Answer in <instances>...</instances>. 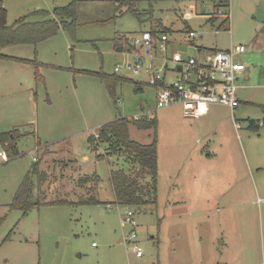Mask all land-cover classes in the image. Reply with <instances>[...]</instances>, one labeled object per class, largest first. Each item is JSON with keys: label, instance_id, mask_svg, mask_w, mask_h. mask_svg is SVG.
Segmentation results:
<instances>
[{"label": "rangeland", "instance_id": "374dc122", "mask_svg": "<svg viewBox=\"0 0 264 264\" xmlns=\"http://www.w3.org/2000/svg\"><path fill=\"white\" fill-rule=\"evenodd\" d=\"M70 1L1 0L9 25L26 15L40 19L37 11L51 13ZM114 1L77 0L73 35L60 29L36 45L1 49L38 66L0 59V133L17 130L21 136L16 154L0 157V264H264V204L257 201L264 199V0H227L226 17L215 21L197 11L199 1L212 0H139V20L131 13L114 17ZM163 27L171 39L193 29L199 34L195 43L208 48L245 46L236 56L247 74L233 113L219 105L211 118H190L181 105L156 108V87L148 84L146 69L166 65L170 83L181 72L163 59L159 39L150 54L146 46L134 50L130 39ZM123 35L127 44L115 50L114 38ZM176 50L196 56L191 47ZM135 54L143 61L136 73L115 71L134 66ZM87 71L129 80L117 83L112 97ZM117 118L156 121L149 128L128 125L130 139L157 140L156 201L132 207L140 257L123 243L130 231L120 226L127 206L114 202L109 180L111 170L132 168L129 156L122 149L97 160L89 148V136ZM105 147L99 145L98 152L106 153ZM93 172L99 182L92 194L100 203H46L25 214L11 206L26 176L33 194H43L45 201H77L88 196L77 179ZM142 182L150 183L151 176Z\"/></svg>", "mask_w": 264, "mask_h": 264}, {"label": "trees", "instance_id": "16d2710c", "mask_svg": "<svg viewBox=\"0 0 264 264\" xmlns=\"http://www.w3.org/2000/svg\"><path fill=\"white\" fill-rule=\"evenodd\" d=\"M70 1L67 5L56 6L52 12L37 11L40 19L30 20L29 16H23L15 20L12 24L6 22V9L0 4V59H13L22 63H32L38 66L36 60L9 56L1 52V49L12 44H33L36 45L58 33L60 29L66 30L71 35L74 34L76 22V2ZM139 0H115L114 17L125 13L135 15L138 20L141 19V13L137 10ZM214 0L213 2H215ZM214 3V8L227 7V0H218ZM36 12V13H37ZM155 34V31H152ZM153 35V34H152ZM154 36V35H153ZM113 48L122 51L127 44L126 36H116L114 38ZM135 50V47L132 46ZM97 76L105 85L110 96L114 97V89L117 83L127 81L128 78L116 74H106L99 71H87ZM37 73V71H36ZM133 123L139 128L155 127L156 121L153 119H127L117 118L109 121L98 128L96 134L89 136V148L94 152L95 159H102L108 154H118L122 151L127 153L132 163L129 171L123 169L111 170L109 180L114 192V202L123 206H137L149 201H156V175H157V140L156 137L149 144H140L128 135V125ZM249 126H256L255 122L250 121ZM18 131L0 133V145L8 157L15 155L16 142L19 137ZM106 143V153L98 152L99 145ZM136 166L138 168L136 169ZM37 170V167L35 168ZM145 174L151 176V182L143 183ZM43 181L42 175H38L37 183ZM99 182V176L96 173L86 174L77 179V184L82 189L87 190L88 196H82L77 201L67 200L66 198L45 201L43 194L40 196L34 193V184L26 176L21 182L15 198L11 204L14 208H20L24 214L32 206L40 204H85L100 203L101 201L92 194Z\"/></svg>", "mask_w": 264, "mask_h": 264}, {"label": "built area", "instance_id": "2783aa9c", "mask_svg": "<svg viewBox=\"0 0 264 264\" xmlns=\"http://www.w3.org/2000/svg\"><path fill=\"white\" fill-rule=\"evenodd\" d=\"M218 16H224L220 8H215ZM226 17V16H225ZM190 40L198 38L197 32L191 30L187 32ZM159 39V49L167 52L168 34L161 33L160 37H154L150 31L146 30L138 38L131 39L132 46H146V53L150 54L151 47ZM136 50V49H135ZM246 51L244 45L235 44L226 50H213L206 52L202 56L181 57L177 53L164 56L175 63V69L181 72V78L173 82L165 80L166 65L161 68H153L150 65L146 71L150 74L149 83L156 87V108H165L173 105H181L187 117L200 118L208 113L210 105H222L228 107L231 113L238 106L237 97L238 80L245 70V65L236 60V56ZM135 65L130 64L124 67L116 66L115 71L121 68L132 70L134 73L143 65L142 59L135 54ZM181 66L178 69V66ZM236 130L240 129L239 122L233 120ZM0 157L7 160L8 155L5 151L0 152ZM35 159V158H34ZM259 203L264 204V199L258 198ZM122 228L129 227L130 231L123 236V243L130 244V251L135 256L142 255L141 247L136 240L137 221L131 206H127L124 216L120 219Z\"/></svg>", "mask_w": 264, "mask_h": 264}, {"label": "crops", "instance_id": "0c3cea01", "mask_svg": "<svg viewBox=\"0 0 264 264\" xmlns=\"http://www.w3.org/2000/svg\"><path fill=\"white\" fill-rule=\"evenodd\" d=\"M214 0H212V3H211V1H210V4L209 5H205V4H203L201 1H199V3L197 4V11H199V12H203L204 14H206V15H208V18H209V21H215V20H217V18L218 17H220V16H215V15H212L213 14V11L214 10H216L215 8H214V3H217L216 1H218V0H216L215 2H213ZM0 4L2 5V2H1V0H0ZM3 6V5H2ZM229 6V2L227 1V7ZM4 7V6H3ZM56 7V6H55ZM226 7V8H227ZM5 8V7H4ZM218 8H221V10H222V8L223 7H218ZM225 8V7H224ZM6 9V8H5ZM223 16V15H222ZM223 17H225V15L223 16ZM219 25H223V20L221 21V23L219 24ZM147 30V29H146ZM146 30H144V31H146ZM191 30H193V29H190L189 28V30L188 31H191ZM148 31H150L151 32V34H153L154 35V37H157L158 36V33L159 32H161V33H166V34H168V41H167V44H168V49H167V52H166V56H168V52H172V53H177V54H179L181 57H185V56H183L182 55V52H180V51H177L176 50V48L178 47H182V46H187V47H191V48H193L194 49V51H195V53H196V57H199V56H202L203 54H205L206 52H209V51H213V50H219V49H217V48H208V47H204L203 45H200V44H196L195 43V39L194 40H190V39H188V37H187V33L185 32V37L184 38H181V36H179L178 38H173V39H171V36H170V34H171V32H170V30L167 28V27H163L162 29H151V30H148ZM152 31H155V34L152 32ZM187 31V32H188ZM194 31V30H193ZM218 31V30H217ZM143 32V31H142ZM141 32V33H142ZM196 32V31H195ZM160 33V34H161ZM198 34V33H197ZM198 36H199V34H198ZM132 39V38H131ZM131 39H130V41H131ZM232 45H235V44H230V46H232ZM229 46V47H230ZM229 47H227V48H221L220 50H226V49H228ZM245 69H246V66H245ZM246 72V70H244L243 72H242V75H241V77L239 78V80H238V88H241V87H244V85L243 84H239V82H240V80H243V79H245V74H247V73H245ZM245 76V77H244ZM239 100V99H238ZM215 106H219V105H210L209 106V110H208V113L205 115V116H203L204 118H211L213 115H214V112H213V108L215 107ZM220 106H222V105H220ZM222 107H225V106H222ZM232 113H233V111H232ZM232 115V114H231ZM43 146H41L40 147V149L42 148ZM38 164V163H37Z\"/></svg>", "mask_w": 264, "mask_h": 264}, {"label": "water", "instance_id": "95a60500", "mask_svg": "<svg viewBox=\"0 0 264 264\" xmlns=\"http://www.w3.org/2000/svg\"><path fill=\"white\" fill-rule=\"evenodd\" d=\"M180 68H181V66L179 65V66H178V69H180ZM35 165H36V163L34 162V163H33V168H34V170H35Z\"/></svg>", "mask_w": 264, "mask_h": 264}]
</instances>
